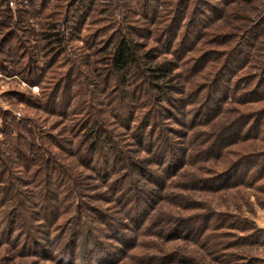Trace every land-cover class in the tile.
I'll return each instance as SVG.
<instances>
[{
    "label": "trees",
    "instance_id": "16d2710c",
    "mask_svg": "<svg viewBox=\"0 0 264 264\" xmlns=\"http://www.w3.org/2000/svg\"><path fill=\"white\" fill-rule=\"evenodd\" d=\"M91 8L70 16L88 36L72 57L66 12L42 13V68L26 31L0 43L40 86L26 106L67 122L55 138L4 113L0 264H191L179 252L134 253L144 238L208 231L157 211L172 180L212 194L264 180V153L229 161L227 151L264 135V109L241 110L264 101V0H123L119 20L84 29L100 12ZM223 160L218 173L204 167ZM199 164L204 179L186 172Z\"/></svg>",
    "mask_w": 264,
    "mask_h": 264
},
{
    "label": "rangeland",
    "instance_id": "374dc122",
    "mask_svg": "<svg viewBox=\"0 0 264 264\" xmlns=\"http://www.w3.org/2000/svg\"><path fill=\"white\" fill-rule=\"evenodd\" d=\"M122 1L94 0V2L89 3L87 0H0V43L4 34L10 30L15 33V37H20L21 32L24 34L26 31V36L31 35L29 36L30 47L33 48L31 53L38 62L37 66L42 68L46 59L43 58V52L40 51L38 42L43 22L42 13L53 12L52 18L58 17L59 14L63 15L65 12L69 15V23L66 26L69 29L68 42L70 43L66 49L68 56L72 57L75 53H81L80 48L85 50L88 36L84 37L85 30L83 33H78L75 30L79 27L76 23L81 24L82 20H75L74 17L71 19L70 16L82 7L84 9L92 7L91 11L98 7V11H105V14L99 12L97 13L98 16H93V12L88 13L91 20H88L89 23L86 22L83 28L112 25L111 23L119 20L115 10L119 6L121 7ZM6 8H8L7 13L11 17L8 18L9 20L4 19ZM248 10L246 11L248 12ZM89 17L86 19H90ZM6 61L4 59V46H0V131L4 129V113H9L17 118V121L36 124L39 131L60 138V135L64 134L62 130L67 122L48 115L42 110L27 107L24 102L25 99L39 97L40 86L29 85L24 80L25 78L18 74L19 66L8 64ZM260 109H264V101L241 108L244 111H258ZM207 129L205 128V130ZM4 139V135L0 132V141L4 142ZM227 151L230 152L228 154L229 161L235 159L234 154L236 153H264V135L262 134L259 138L248 142L240 141ZM228 160H225L226 162L224 160L213 162L212 166L206 165L204 167H210L218 173L227 167ZM202 167V164H199L193 168L194 170L186 169V172L188 175L194 174L196 179L202 177L204 179L206 174L204 169L200 170ZM176 181L179 185L173 186L169 195L168 192L165 194L167 198L158 204L157 211H161L165 218L166 216L187 220L197 218L209 224L208 231L204 236L200 234V236L192 238V242L178 237L170 241L154 237L144 238L141 240L142 247L137 248L134 254L141 258L145 253H148V256H160L164 252H179V255L189 259L191 264H195V262L204 264H264V180L255 184L247 179L244 187H236L213 194L198 189H187L188 182L186 179L172 180V182ZM208 212L213 215H211L210 221L206 217ZM201 223H197L196 227L201 226ZM150 232L158 233L161 231L152 226ZM163 237L165 238L166 235L164 234ZM153 243L158 245H153Z\"/></svg>",
    "mask_w": 264,
    "mask_h": 264
}]
</instances>
